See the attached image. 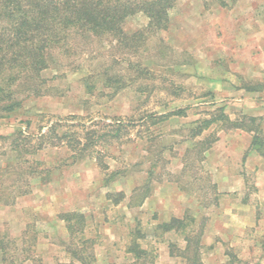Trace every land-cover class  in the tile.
<instances>
[{
    "label": "rangeland",
    "instance_id": "rangeland-1",
    "mask_svg": "<svg viewBox=\"0 0 264 264\" xmlns=\"http://www.w3.org/2000/svg\"><path fill=\"white\" fill-rule=\"evenodd\" d=\"M145 24L138 13L126 20L124 30L132 33ZM108 40L82 45L80 56L63 59L58 70L43 71L48 79L62 75L48 82L50 94L25 98L15 113L0 118V136L8 137L0 140L5 152L0 164L15 160L8 143L17 129L26 130V121L29 132L37 133L39 125L56 120L87 127L132 118L130 140L107 149L115 156L106 159L110 170L118 171L115 179L106 185L93 160L73 162L64 148L39 151L35 158L54 168L51 181L20 198L18 216L7 213L0 231L17 237L21 226L31 223L38 234L36 264H65L70 258L61 240L67 235L56 214L78 210L87 219L82 237L95 242L92 264H137L124 251L137 221L147 234L141 246L152 251L153 264H185L178 251L188 230L202 231L203 264H264V158L249 149L251 134L213 125L194 140L189 136L195 121L222 106L232 119L257 117L264 136V0H178L168 27L146 36L135 51L122 55L110 40L111 51ZM111 54L118 62L112 72L123 74L125 81L135 78L126 59L147 66L153 76L127 81L116 93L104 87V77H92L88 80L94 86L88 91L84 80L108 64ZM248 85L258 90H245ZM177 108L184 109V116H171L141 133L144 115ZM207 136L216 141L199 160V149L193 146ZM159 152L162 159L156 160ZM154 161L151 194L140 206L136 198L128 204L132 189L145 181ZM108 191H123L125 199L114 205L104 195ZM186 211L193 218L186 231L154 232L156 224Z\"/></svg>",
    "mask_w": 264,
    "mask_h": 264
},
{
    "label": "trees",
    "instance_id": "trees-1",
    "mask_svg": "<svg viewBox=\"0 0 264 264\" xmlns=\"http://www.w3.org/2000/svg\"><path fill=\"white\" fill-rule=\"evenodd\" d=\"M178 0H0V118L15 113L22 107V101L30 97L49 95L52 87L48 82L62 77L54 74L51 79L42 75L47 69L58 70L63 59L80 56V47L94 40L109 39L111 51L114 48L122 55L135 51L146 36L157 31L165 30L169 23V12ZM142 14L146 24L142 29L128 33L124 24L135 14ZM112 40L114 48L112 47ZM110 49V48H109ZM135 49V50H134ZM92 55V53H90ZM99 53L90 58L95 59ZM124 57V56H122ZM120 62V61H119ZM126 68L134 72L135 78L153 76L147 66L131 63L125 60ZM118 64L114 56L110 62L93 70L85 79V87L91 91L94 85L88 79L104 77V87H112L114 92L132 83L134 79L125 81L120 72L113 73V65ZM57 75V76H56ZM257 88V87H256ZM254 86H246L247 91H256ZM146 89L141 86V90ZM171 116H184V109L158 114L149 113L143 116L142 132L150 125L164 122ZM206 117L195 121L189 129L190 139L194 140L203 131L215 125L218 129H239L251 134L249 149L264 158V136L259 119L255 116L242 115L232 119L225 112V107H219L206 112ZM71 119L73 117H70ZM26 130L17 129L9 140V148L15 153L14 161L0 164V206H14L16 202L30 195L35 185L47 184L51 181L53 167L35 158L37 153L50 148H64L70 152L73 162L83 157L93 160L104 174V183L109 184L115 179L117 170H110L106 159H115L107 151L111 146H122L129 139V128L133 126L132 118H115L110 123L94 122L90 125L67 124L52 121L39 125L37 133L29 132L30 123ZM81 126V128H80ZM210 136V135H209ZM207 136L205 140L195 142L198 159L202 160V151L207 150L216 137ZM8 137L0 136V140ZM199 147V148H198ZM163 151V150H162ZM190 151V150H189ZM187 151V152H189ZM158 153L156 160L162 159ZM0 151V155H4ZM184 165L186 159H183ZM157 162L151 164L149 175L139 186L132 189L128 204L142 205L151 194V181L155 178ZM160 174H158L159 176ZM160 180V178L158 177ZM107 200L114 205L125 199L123 191L105 192ZM67 235V240H61L70 261L65 264H92L95 262L93 247L95 242L83 238L82 234L87 225L83 212L78 210L62 211L56 214ZM193 218L186 211L182 217L172 216L154 227V232L160 235L169 232L186 231ZM201 232L188 230L184 234V247L178 255L185 264H203L201 262ZM129 240L124 251L130 254L137 264H153L152 251L141 246L140 241L147 238L141 229L139 221L129 230ZM38 234L31 223L17 236H11L5 230L0 231V260L3 264H23L25 261L36 264L35 247ZM170 253L174 255L173 244H169ZM40 260V259H39ZM38 260V261H39ZM64 264V263H56Z\"/></svg>",
    "mask_w": 264,
    "mask_h": 264
},
{
    "label": "crops",
    "instance_id": "crops-1",
    "mask_svg": "<svg viewBox=\"0 0 264 264\" xmlns=\"http://www.w3.org/2000/svg\"><path fill=\"white\" fill-rule=\"evenodd\" d=\"M17 212V208H15V205L14 206H0V222H5L6 221V218L5 216L7 215V213H10V212ZM69 211V210H68ZM17 216H18V212H17ZM175 216V215H174ZM175 217H178V216H175ZM26 226V225H25ZM24 225L21 226V229L25 228ZM22 229V230H23Z\"/></svg>",
    "mask_w": 264,
    "mask_h": 264
}]
</instances>
